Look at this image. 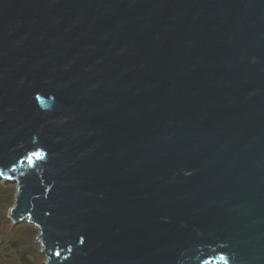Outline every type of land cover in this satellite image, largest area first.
Instances as JSON below:
<instances>
[{
    "label": "water",
    "instance_id": "95a60500",
    "mask_svg": "<svg viewBox=\"0 0 264 264\" xmlns=\"http://www.w3.org/2000/svg\"><path fill=\"white\" fill-rule=\"evenodd\" d=\"M0 178L46 264H264V0H0Z\"/></svg>",
    "mask_w": 264,
    "mask_h": 264
},
{
    "label": "rangeland",
    "instance_id": "374dc122",
    "mask_svg": "<svg viewBox=\"0 0 264 264\" xmlns=\"http://www.w3.org/2000/svg\"><path fill=\"white\" fill-rule=\"evenodd\" d=\"M0 181V264H20L13 243L25 247L31 264H46V255L37 240L39 228L26 220L15 223L9 218L17 194V182L2 178Z\"/></svg>",
    "mask_w": 264,
    "mask_h": 264
},
{
    "label": "trees",
    "instance_id": "16d2710c",
    "mask_svg": "<svg viewBox=\"0 0 264 264\" xmlns=\"http://www.w3.org/2000/svg\"><path fill=\"white\" fill-rule=\"evenodd\" d=\"M1 183V181H0ZM9 243V241H7ZM14 250L19 253L18 258L20 264H31L30 263V257L27 255V251L25 247L18 246L16 243H13Z\"/></svg>",
    "mask_w": 264,
    "mask_h": 264
}]
</instances>
